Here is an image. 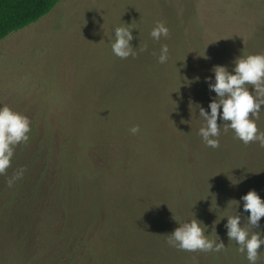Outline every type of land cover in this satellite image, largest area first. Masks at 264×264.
<instances>
[{
	"label": "rangeland",
	"instance_id": "374dc122",
	"mask_svg": "<svg viewBox=\"0 0 264 264\" xmlns=\"http://www.w3.org/2000/svg\"><path fill=\"white\" fill-rule=\"evenodd\" d=\"M157 22L168 28V36L158 41L149 35ZM130 23L136 55L121 59L112 54L110 39L115 27ZM262 24L264 0H61L40 20L0 41V106L40 129L44 122L59 126L58 119L73 123L85 144L108 152H88L99 167L111 162L118 172L120 155L126 161L142 156L144 185L129 179L98 183L90 209L100 205L106 214L95 212L90 232L114 229L108 248L81 264H164L166 245L151 242L149 235L150 228L165 232L171 212L154 197L151 181L168 176L162 177L160 169H166L158 158L167 140L164 127L173 138L180 127L168 109L161 111L169 99L168 69L185 42L187 56L199 69L203 58L211 77L215 65L229 70ZM162 45L169 50L163 64L158 62ZM133 126L139 127L135 135L129 131ZM133 170H139L135 163Z\"/></svg>",
	"mask_w": 264,
	"mask_h": 264
},
{
	"label": "trees",
	"instance_id": "16d2710c",
	"mask_svg": "<svg viewBox=\"0 0 264 264\" xmlns=\"http://www.w3.org/2000/svg\"><path fill=\"white\" fill-rule=\"evenodd\" d=\"M60 1L0 0V41L37 22ZM261 27V32L247 41L243 55L264 54V24ZM183 43L182 52L168 69L169 99L161 109L163 112L168 109V113L180 120L178 138H173V133L164 127L167 140L158 158L166 169H160L162 177L166 172L168 176L161 183L156 175L151 179L156 189L154 197L163 200L171 212L163 224L165 232L150 228L149 239L166 245L168 256L164 264H248L245 254L237 251L238 245L229 241L224 216L239 214L241 224L250 233H264V217L255 228L249 226L248 213L243 211L241 200L250 190L264 199V148L257 142L243 144L234 138L233 130H225L223 125L218 148L203 143L198 130L205 122L199 117L198 107L209 110L213 97L208 87L211 81L206 82L205 78L211 75L203 58L199 69V62L187 56ZM29 121V140L15 146L10 167L0 175V264H81L100 256L108 248L105 245L114 228L112 232L104 228L90 232L97 219L95 212L103 211L104 215L106 212L100 205L90 209L89 202L101 182L112 184L114 179L118 183L129 179L133 184L144 185L142 156L126 161L118 154L121 156L116 166L118 172L110 167L111 162L103 161L99 167L88 152L101 148L85 144L73 123L70 126L58 119L59 126L44 122L40 129L34 120ZM217 123L222 121L218 118ZM256 124L258 131L264 132V106ZM69 131L76 140H71ZM133 163L139 170H133ZM21 168L22 177L9 186L7 180ZM243 177L238 184L231 183ZM120 188L115 189L117 194ZM173 216L181 224L195 218L201 221L207 226L201 224L205 235L223 241L225 250L220 253L175 251L167 243V234L179 226ZM259 250L257 264H264V245Z\"/></svg>",
	"mask_w": 264,
	"mask_h": 264
},
{
	"label": "clouds",
	"instance_id": "9594fccd",
	"mask_svg": "<svg viewBox=\"0 0 264 264\" xmlns=\"http://www.w3.org/2000/svg\"><path fill=\"white\" fill-rule=\"evenodd\" d=\"M133 29L135 28L131 23L113 29L114 38L110 39V43L114 56L126 59L136 55L135 47L131 44L134 39ZM149 35L153 40L158 41L161 37L168 36V28L163 23L157 22ZM168 51L167 45L161 46L159 63L167 62ZM233 65L231 71L226 66L215 65L211 70L214 76L205 78L206 82L214 80V83H209L208 87L216 96L215 99L210 100L208 111L202 106L198 107L199 117L205 122L204 126L199 128L198 134L207 147L218 148L220 126L223 125L225 130L229 128L233 130L234 138L243 144L257 142L264 148V132H259L256 124L264 106V54L240 55L234 59ZM218 118L222 121L221 124L217 123ZM30 131V121L25 115L6 105L0 106V175L10 167L15 146L29 140ZM129 131L135 135L139 127L133 126ZM23 172L22 168L19 169L7 180L8 185L11 186L20 179ZM243 179L244 177L235 183L230 181L236 185ZM241 200L243 211L248 213L247 224L255 228L264 217V199L255 190H250L241 197ZM224 217H227L229 241H234L238 245L237 251L245 254L248 264H257L259 249L264 245V233L258 231L250 233L249 229L241 224L239 214ZM173 219L179 226L167 234L169 246L188 252L220 253L225 250L223 241L209 239L205 235L207 226L196 218L183 224L174 216ZM201 224L205 228H202Z\"/></svg>",
	"mask_w": 264,
	"mask_h": 264
}]
</instances>
